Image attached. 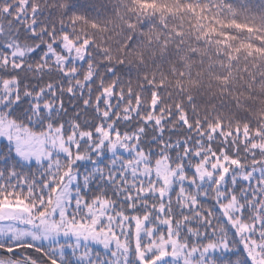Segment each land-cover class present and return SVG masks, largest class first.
Segmentation results:
<instances>
[{
	"label": "snow or ice",
	"instance_id": "6c2138e0",
	"mask_svg": "<svg viewBox=\"0 0 264 264\" xmlns=\"http://www.w3.org/2000/svg\"><path fill=\"white\" fill-rule=\"evenodd\" d=\"M0 264H264V0H0Z\"/></svg>",
	"mask_w": 264,
	"mask_h": 264
}]
</instances>
